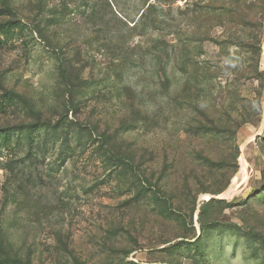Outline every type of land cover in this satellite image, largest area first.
<instances>
[{
    "label": "rangeland",
    "instance_id": "374dc122",
    "mask_svg": "<svg viewBox=\"0 0 264 264\" xmlns=\"http://www.w3.org/2000/svg\"><path fill=\"white\" fill-rule=\"evenodd\" d=\"M263 112L264 0H0V264H264Z\"/></svg>",
    "mask_w": 264,
    "mask_h": 264
},
{
    "label": "water",
    "instance_id": "95a60500",
    "mask_svg": "<svg viewBox=\"0 0 264 264\" xmlns=\"http://www.w3.org/2000/svg\"><path fill=\"white\" fill-rule=\"evenodd\" d=\"M263 125H264V112H263L262 117H261V127H260L259 130L256 132L255 136H253L252 138L246 140L243 144L245 145V144L251 142L252 140L257 139V138L260 136L261 132H262V127H263ZM240 157H242V154L240 155ZM231 196H232V192H231V189H229V190L223 195V198H222V199H228V198H230ZM210 199H214V198L211 197Z\"/></svg>",
    "mask_w": 264,
    "mask_h": 264
},
{
    "label": "bare ground",
    "instance_id": "6f19581e",
    "mask_svg": "<svg viewBox=\"0 0 264 264\" xmlns=\"http://www.w3.org/2000/svg\"><path fill=\"white\" fill-rule=\"evenodd\" d=\"M245 146V145H244ZM246 161L242 155V157H240V171H239V175H238V181L240 183H242V181L246 178ZM231 191L233 190V187L230 188Z\"/></svg>",
    "mask_w": 264,
    "mask_h": 264
},
{
    "label": "trees",
    "instance_id": "16d2710c",
    "mask_svg": "<svg viewBox=\"0 0 264 264\" xmlns=\"http://www.w3.org/2000/svg\"><path fill=\"white\" fill-rule=\"evenodd\" d=\"M16 263L17 264H30V262H23L22 260H20V259H16Z\"/></svg>",
    "mask_w": 264,
    "mask_h": 264
}]
</instances>
